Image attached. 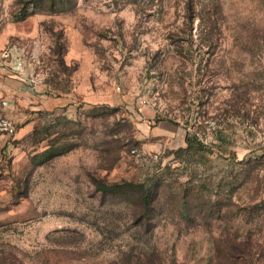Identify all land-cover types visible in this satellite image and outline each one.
I'll use <instances>...</instances> for the list:
<instances>
[{"label":"rangeland","instance_id":"obj_1","mask_svg":"<svg viewBox=\"0 0 264 264\" xmlns=\"http://www.w3.org/2000/svg\"><path fill=\"white\" fill-rule=\"evenodd\" d=\"M72 5L0 0V264H264V0Z\"/></svg>","mask_w":264,"mask_h":264},{"label":"trees","instance_id":"obj_2","mask_svg":"<svg viewBox=\"0 0 264 264\" xmlns=\"http://www.w3.org/2000/svg\"><path fill=\"white\" fill-rule=\"evenodd\" d=\"M28 3L33 4L36 8H39L40 11H51V12H63L68 11L73 7V0H18L19 8L22 11L23 15L27 14ZM187 10L189 13H192V18L198 15V12L195 10V6L191 3L187 4ZM204 11V9L202 10ZM202 19L203 16H202ZM211 20V17L208 15V21ZM215 21L212 20V24L214 25ZM46 152H50L47 150ZM55 152L50 155H55ZM94 183L98 190L103 192L104 194H109L118 199L119 201L126 202L131 204L134 207H141L143 209L152 210L155 201V194L157 190L146 186L144 183H138L133 181H121V182H106L101 179H95ZM157 189V188H156ZM261 209H264V205L261 206ZM234 249V247H231ZM238 253H242V257L249 258L251 257V248L243 247L238 248ZM231 251V250H230ZM232 258V257H231ZM229 260V264H237L235 260Z\"/></svg>","mask_w":264,"mask_h":264},{"label":"built area","instance_id":"obj_3","mask_svg":"<svg viewBox=\"0 0 264 264\" xmlns=\"http://www.w3.org/2000/svg\"><path fill=\"white\" fill-rule=\"evenodd\" d=\"M3 52H4L3 53L4 56H8L10 54V51L9 50H4Z\"/></svg>","mask_w":264,"mask_h":264}]
</instances>
